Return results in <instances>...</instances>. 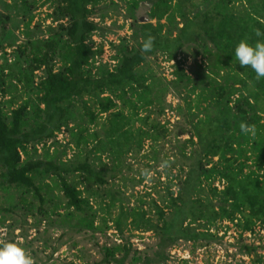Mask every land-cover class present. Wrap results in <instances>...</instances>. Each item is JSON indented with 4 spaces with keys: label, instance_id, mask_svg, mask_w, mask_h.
<instances>
[{
    "label": "trees",
    "instance_id": "trees-1",
    "mask_svg": "<svg viewBox=\"0 0 264 264\" xmlns=\"http://www.w3.org/2000/svg\"><path fill=\"white\" fill-rule=\"evenodd\" d=\"M118 1L125 3L127 18L133 20L132 34L114 46V66H96L94 58L101 51L93 52L89 41L111 11L120 15ZM241 1H213L210 9L195 15L193 0H46L52 9L48 17L57 27H49L48 36L36 40L27 29V40L17 48L14 61L8 62L4 56L0 69L1 191L10 194L15 190L17 204L36 226L45 222L65 228L79 214L76 227L95 231L89 199L68 179L80 174L95 185H103L106 175L113 178L121 169L96 172L89 161L95 152L76 165L48 153L35 160L32 153L67 131L76 148L84 145L85 149L94 141L95 151L103 152V145L112 160L119 162L117 167H123L122 158L139 153L146 140L157 144L166 138V128L151 122L150 115L153 108L161 107L168 93H174L190 107L191 138L183 144L193 146L181 155L190 164L186 171H180L179 191L174 194L168 188L164 203L168 214L152 203L156 223L147 217L149 211L121 213L114 229L127 244L106 248L98 264H126L132 249L124 231L128 219L131 233L154 232L160 237L157 257L135 258V264H167L170 258L163 248H173L179 241L220 243L217 234L210 233L217 223L235 224L240 238L254 234L258 225H264V78L257 79L251 68H241L232 56L241 39H264L255 35L257 30L264 32V0H246L247 6ZM21 3L24 11L32 8L27 0ZM237 3L243 4L241 11ZM143 6L151 19L146 23L137 17ZM32 20L30 17L26 28ZM2 21L0 17L4 24ZM148 37L152 38L151 51L142 52L141 45ZM189 53L193 64L186 70L179 56ZM159 56L175 62L174 80L155 92L157 77L148 67L149 61ZM200 57L203 61L198 62ZM39 72L43 77L37 75ZM19 100L21 104L15 108ZM119 103L134 109L131 119L117 110ZM140 109L149 115L140 118ZM103 116L107 122L102 140L100 133L89 134L88 125H98ZM134 116L144 128L131 129ZM241 123L249 127L247 133L241 132ZM216 181L223 183L222 190L213 186ZM51 182L58 183L64 204L49 197L54 196ZM11 205L0 213H13ZM197 227L204 231H197ZM242 248L251 257L253 248ZM118 253L122 256L117 257Z\"/></svg>",
    "mask_w": 264,
    "mask_h": 264
},
{
    "label": "rangeland",
    "instance_id": "rangeland-1",
    "mask_svg": "<svg viewBox=\"0 0 264 264\" xmlns=\"http://www.w3.org/2000/svg\"><path fill=\"white\" fill-rule=\"evenodd\" d=\"M27 1L32 3L30 11L22 10V0H0V17H2L4 23H0V69L5 63L4 56L8 62L14 61L17 48L27 40V37L24 36L27 29L32 35V39L36 40L48 36L47 30L49 27H57V24L52 23V20L48 17L52 13L50 3H46V0ZM114 1L117 2V0ZM213 1L217 0H193L195 4L193 12L195 15L206 12L214 4ZM15 2L18 3L16 8L13 7ZM240 3L248 5L246 0H242ZM240 3L236 4L239 11L243 8V4ZM108 4L107 2L101 7L106 8ZM117 4L120 7V15H113L114 13L111 11L110 17L101 25V30L93 35L89 41L93 52L98 53L99 50L101 51L94 58L96 66L98 64L114 66L115 63L112 60V57L116 54L114 46H117L122 38L130 37L132 34L130 25L133 20L127 18L126 5L120 1ZM148 13V9L143 6L138 10L137 17L140 18L142 23L149 22L151 19ZM30 17L33 20L26 28ZM95 21L99 22L98 19H95ZM152 23L155 24L156 21L154 20ZM113 24L116 26L114 27ZM189 54L190 56H186V54L179 56L181 66L186 70L193 64V56L191 53ZM201 61H203V58H198V62ZM174 64L175 62H167L164 56L149 61L148 68L157 77L156 82L158 84L155 92L174 80ZM37 75L43 77L42 72L37 73ZM151 83L153 84L152 81H149L148 84ZM133 100L137 102L135 98ZM20 104L21 100L14 107L16 108ZM117 110L123 112L128 118L134 111V109L128 105L124 106L122 103H119ZM137 113L140 118L149 115L147 111L141 109ZM190 116V107L176 94L168 93L161 107L153 108L150 115L151 122H159L166 128V138H160L157 144H152L151 141L146 140L143 150L139 153L137 151L126 155L125 159L122 158L123 167H117L119 162L112 160L108 149L103 148V145H101V151L103 152L95 151L96 142L94 143V141H89L85 149L83 148L84 145L80 149L76 148L74 143L71 142V136L67 131L58 134L54 141L57 143L52 141L44 148V145L38 146L37 152L32 153L35 160L43 159L45 153H48L68 164L73 163L76 165L79 162H84L88 158L89 152H95L91 154L89 161L96 172L112 171L113 167L120 168L121 171L116 173L113 178L110 177V174L106 175L107 183L103 185H95L92 180L86 179L85 176L80 174L72 175L68 179L82 191L85 198L89 199L92 207L89 211L92 215L90 219L95 220L97 228L95 231L79 230L76 227L77 220L81 218L79 214H75V218L71 220L72 225L65 228L57 224L51 227L49 223L45 222L36 226L33 218L26 215L25 211L21 209V204H17L18 199L14 193L15 190L11 191L14 194L10 196L11 193H4L0 189V210L9 207L11 204L14 207L13 213H0V244L11 241L19 243L27 250L33 264H98L101 262L105 257L106 248L122 245L123 243L127 244L126 240L122 243L117 231L114 229V221L121 213L125 214V212L133 209L135 211H149L147 217L152 218L156 223L158 217L152 203L156 202L157 205L164 208V203L166 204L168 198V188L174 194L178 193L180 171H186L190 164L181 155L188 154L193 148L192 144H183L191 138V134L188 133ZM105 118L106 116L100 117L98 125H88L89 134L100 133L99 138L105 139L103 135L106 129L104 124L107 122ZM132 119V130L144 128L136 116ZM213 186L219 190L223 189V183L219 181L213 182ZM51 188L54 196L50 195L49 197L57 203L64 204L65 201L59 191L58 183L51 182ZM209 190L208 187L205 190L208 195ZM62 208L60 207V209ZM164 211L167 214L169 212L165 208ZM126 222L128 225L124 226L125 238L129 239L132 248L126 264H135L134 259L139 257L142 259L146 256L152 259L157 257V253L161 251V248L159 249V235L154 232L142 231L131 233L132 227L129 225L131 219ZM196 229L197 231H204L203 228L197 227ZM210 233L217 234L221 242L201 245L194 242L179 241L173 248H163V252L167 253L170 258L167 264H185L184 261L188 262L187 264H238L242 261L246 264H251L252 261L257 262V264H264L263 224L256 227L254 234L246 233L243 238L239 237L237 226L227 221L217 223L215 227L210 229ZM244 245H250L253 248L251 257L243 253L242 247ZM121 256L122 253H118L117 257Z\"/></svg>",
    "mask_w": 264,
    "mask_h": 264
},
{
    "label": "clouds",
    "instance_id": "clouds-1",
    "mask_svg": "<svg viewBox=\"0 0 264 264\" xmlns=\"http://www.w3.org/2000/svg\"><path fill=\"white\" fill-rule=\"evenodd\" d=\"M255 35L264 37V32L257 30ZM151 48L152 38L148 37L141 45V51L149 52ZM232 58L241 68H251L257 79L264 78V39L254 42L241 39L234 47ZM240 130L247 133L249 127L241 123ZM0 264H33V260L24 247L11 241L0 244Z\"/></svg>",
    "mask_w": 264,
    "mask_h": 264
}]
</instances>
